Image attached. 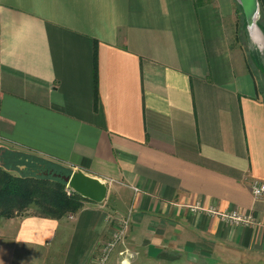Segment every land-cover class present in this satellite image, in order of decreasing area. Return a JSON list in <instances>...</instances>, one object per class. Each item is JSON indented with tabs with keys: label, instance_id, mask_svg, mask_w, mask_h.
Masks as SVG:
<instances>
[{
	"label": "crops",
	"instance_id": "obj_1",
	"mask_svg": "<svg viewBox=\"0 0 264 264\" xmlns=\"http://www.w3.org/2000/svg\"><path fill=\"white\" fill-rule=\"evenodd\" d=\"M235 12L234 0H0V165L32 154L106 186L74 212L0 218V264H92L121 218L107 264H264V196L249 189L264 181V94L228 44Z\"/></svg>",
	"mask_w": 264,
	"mask_h": 264
},
{
	"label": "trees",
	"instance_id": "obj_2",
	"mask_svg": "<svg viewBox=\"0 0 264 264\" xmlns=\"http://www.w3.org/2000/svg\"><path fill=\"white\" fill-rule=\"evenodd\" d=\"M258 14L264 17V0H257ZM237 15V10L235 12ZM92 98L96 103L95 48L92 51ZM9 163L0 165V218L31 213L57 217L76 211L82 201L73 190L65 192L63 176L70 169L57 162L21 152H4ZM12 163V165H10ZM13 167L17 173L8 168Z\"/></svg>",
	"mask_w": 264,
	"mask_h": 264
},
{
	"label": "rangeland",
	"instance_id": "obj_3",
	"mask_svg": "<svg viewBox=\"0 0 264 264\" xmlns=\"http://www.w3.org/2000/svg\"><path fill=\"white\" fill-rule=\"evenodd\" d=\"M234 7L237 15H234L228 44L236 61L252 73L259 90L264 94V17L257 13L253 22L254 31L251 33L236 0Z\"/></svg>",
	"mask_w": 264,
	"mask_h": 264
},
{
	"label": "built area",
	"instance_id": "obj_4",
	"mask_svg": "<svg viewBox=\"0 0 264 264\" xmlns=\"http://www.w3.org/2000/svg\"><path fill=\"white\" fill-rule=\"evenodd\" d=\"M250 193L253 197L264 196V181L253 179L249 183ZM64 190L69 192L70 188L65 184ZM187 209L191 212L201 211L209 216H216L224 222L239 225H252L258 224L251 216L236 209H223L217 210L213 206H201L198 202L188 205ZM127 219L121 218L118 221L116 228L111 232L109 237L100 242L94 254L92 264H107L108 256L113 249L114 245L120 241L126 231Z\"/></svg>",
	"mask_w": 264,
	"mask_h": 264
},
{
	"label": "water",
	"instance_id": "obj_5",
	"mask_svg": "<svg viewBox=\"0 0 264 264\" xmlns=\"http://www.w3.org/2000/svg\"><path fill=\"white\" fill-rule=\"evenodd\" d=\"M241 8L242 15L248 26L246 19V13L250 7L256 9V15L258 13L257 0H236ZM254 22V21H253ZM65 184L74 192L78 193L81 197H84L93 202H100L103 200L106 194V186L103 182L97 178L89 176L83 173L81 170L76 169L70 171L68 175L63 176Z\"/></svg>",
	"mask_w": 264,
	"mask_h": 264
},
{
	"label": "bare ground",
	"instance_id": "obj_6",
	"mask_svg": "<svg viewBox=\"0 0 264 264\" xmlns=\"http://www.w3.org/2000/svg\"><path fill=\"white\" fill-rule=\"evenodd\" d=\"M255 16H256V9H254V7H250L248 9V12L246 13V19L251 33L254 31L253 21Z\"/></svg>",
	"mask_w": 264,
	"mask_h": 264
}]
</instances>
